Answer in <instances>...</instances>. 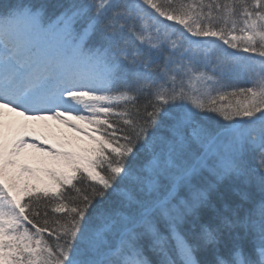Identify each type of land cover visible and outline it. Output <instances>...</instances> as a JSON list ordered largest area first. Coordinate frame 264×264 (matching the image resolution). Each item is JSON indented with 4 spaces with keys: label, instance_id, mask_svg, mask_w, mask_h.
<instances>
[{
    "label": "snow or ice",
    "instance_id": "1",
    "mask_svg": "<svg viewBox=\"0 0 264 264\" xmlns=\"http://www.w3.org/2000/svg\"><path fill=\"white\" fill-rule=\"evenodd\" d=\"M0 264H264V0L0 3Z\"/></svg>",
    "mask_w": 264,
    "mask_h": 264
},
{
    "label": "trees",
    "instance_id": "2",
    "mask_svg": "<svg viewBox=\"0 0 264 264\" xmlns=\"http://www.w3.org/2000/svg\"><path fill=\"white\" fill-rule=\"evenodd\" d=\"M4 2V0H0V3H3Z\"/></svg>",
    "mask_w": 264,
    "mask_h": 264
}]
</instances>
